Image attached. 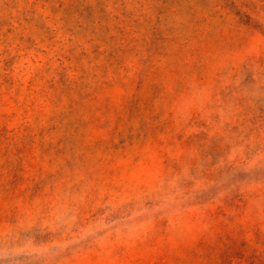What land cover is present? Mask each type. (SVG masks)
Returning <instances> with one entry per match:
<instances>
[{
	"label": "rangeland",
	"instance_id": "rangeland-1",
	"mask_svg": "<svg viewBox=\"0 0 264 264\" xmlns=\"http://www.w3.org/2000/svg\"><path fill=\"white\" fill-rule=\"evenodd\" d=\"M0 264H264V0H0Z\"/></svg>",
	"mask_w": 264,
	"mask_h": 264
}]
</instances>
